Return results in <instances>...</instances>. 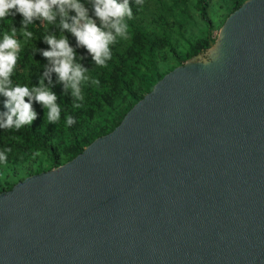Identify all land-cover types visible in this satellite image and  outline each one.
Returning a JSON list of instances; mask_svg holds the SVG:
<instances>
[{
	"label": "water",
	"instance_id": "1",
	"mask_svg": "<svg viewBox=\"0 0 264 264\" xmlns=\"http://www.w3.org/2000/svg\"><path fill=\"white\" fill-rule=\"evenodd\" d=\"M0 264H264V0L113 132L0 193Z\"/></svg>",
	"mask_w": 264,
	"mask_h": 264
},
{
	"label": "trees",
	"instance_id": "2",
	"mask_svg": "<svg viewBox=\"0 0 264 264\" xmlns=\"http://www.w3.org/2000/svg\"><path fill=\"white\" fill-rule=\"evenodd\" d=\"M248 0H131L133 17L128 21L127 39L116 38L112 58L106 67H98L76 38L62 29L63 17L48 22L34 19L26 27L19 15L0 19V39L12 34L20 45L10 86L29 90L43 87L57 96L60 119L49 122L47 109L33 103L37 119L19 130H0V151L7 159L0 162V193L11 190L26 176L56 169L72 161L96 139L113 132L127 113L167 74L187 60L205 52L216 41L226 19ZM92 15L91 0H80ZM211 7L221 11L220 23L209 16ZM69 12V16H74ZM71 23V20H68ZM189 28L197 33L186 38ZM30 32L31 36H25ZM199 33V34H198ZM66 37L76 53V63L86 69L88 77L80 85L84 99L77 100L71 88H65L43 52L50 50L46 37ZM99 80V84L94 83ZM0 96V111H4ZM77 105H79L77 107ZM73 118L69 126L67 117ZM16 176L17 179H11ZM4 182V183H3ZM3 183V184H2Z\"/></svg>",
	"mask_w": 264,
	"mask_h": 264
},
{
	"label": "clouds",
	"instance_id": "3",
	"mask_svg": "<svg viewBox=\"0 0 264 264\" xmlns=\"http://www.w3.org/2000/svg\"><path fill=\"white\" fill-rule=\"evenodd\" d=\"M139 5L142 0H135ZM92 15L80 0H0V19L13 15L23 18L26 27L34 19L52 22L56 13L63 17L61 27L70 32L80 47L85 48L98 67H106L112 58V46L116 38L127 39L129 35L128 21L133 17L131 0H91ZM74 12V16H69ZM71 20V23L68 20ZM25 36H31L25 32ZM50 50L43 55L50 60L52 68L65 88H71L72 95L77 100H83L81 83L88 77L86 69L76 63V53L66 37L57 39L46 37ZM20 45L15 39V29L12 34L4 33L0 39V96L5 98L4 111H0V130L16 129L31 125L37 119L33 103L41 104L47 109L49 122L60 119L61 109L57 96L50 89L43 87L29 90L26 86H10L11 74L17 62ZM99 84V80L93 81ZM79 105H77L78 107ZM72 117L66 118L70 126ZM7 159L4 151H0V162Z\"/></svg>",
	"mask_w": 264,
	"mask_h": 264
},
{
	"label": "rangeland",
	"instance_id": "4",
	"mask_svg": "<svg viewBox=\"0 0 264 264\" xmlns=\"http://www.w3.org/2000/svg\"><path fill=\"white\" fill-rule=\"evenodd\" d=\"M220 14H221V11L220 10H218V8L217 7H211L210 8V10H209V16H210V18H211V20L213 21V22H215V23H220V21L222 20V19H220ZM223 26V25H222ZM221 26V27H222ZM197 28H189L188 29V31H187V33L185 34V36H186V38H188L191 34H193V33H197V30H196ZM221 29V28H220ZM218 32L219 31H216L215 32V35H218ZM199 34V33H198ZM28 176H26L25 178H27ZM11 179H17V177L16 176H12L11 177ZM3 180V179H2ZM2 180L0 181V182H2ZM4 183V182H3ZM2 183V184H3ZM0 189H1V187H0Z\"/></svg>",
	"mask_w": 264,
	"mask_h": 264
}]
</instances>
